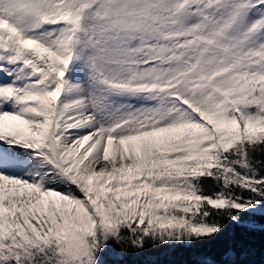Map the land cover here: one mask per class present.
I'll return each mask as SVG.
<instances>
[{"label":"snow or ice","instance_id":"1","mask_svg":"<svg viewBox=\"0 0 264 264\" xmlns=\"http://www.w3.org/2000/svg\"><path fill=\"white\" fill-rule=\"evenodd\" d=\"M264 264V0H0V264Z\"/></svg>","mask_w":264,"mask_h":264},{"label":"trees","instance_id":"2","mask_svg":"<svg viewBox=\"0 0 264 264\" xmlns=\"http://www.w3.org/2000/svg\"><path fill=\"white\" fill-rule=\"evenodd\" d=\"M189 258V254L182 250H167L150 252L139 257H129L128 264H181Z\"/></svg>","mask_w":264,"mask_h":264}]
</instances>
